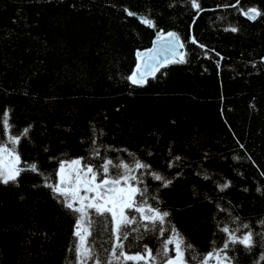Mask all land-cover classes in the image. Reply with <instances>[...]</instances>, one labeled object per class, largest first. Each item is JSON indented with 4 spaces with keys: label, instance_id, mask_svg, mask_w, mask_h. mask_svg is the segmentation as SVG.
Segmentation results:
<instances>
[{
    "label": "trees",
    "instance_id": "obj_1",
    "mask_svg": "<svg viewBox=\"0 0 264 264\" xmlns=\"http://www.w3.org/2000/svg\"><path fill=\"white\" fill-rule=\"evenodd\" d=\"M198 2L204 11L193 20L185 0H0V127L3 111L9 113L0 141L11 147L8 136L31 124L30 139L16 146L20 165L36 162L47 174L57 167L49 156L85 155L93 127L102 129L98 143L112 146L102 155L131 163L133 153L172 179L159 189L151 177L144 182L185 243L205 253L213 240L220 244L224 234L215 226L229 212L257 232L264 219V15L251 20L241 12H264V0ZM159 29L178 33L189 62L170 63L143 87L132 85L126 77L136 51L150 49ZM73 223L43 177L23 172L19 185H0V264H66ZM98 227L90 225L89 241L103 238ZM127 228L129 240L139 237L131 248L125 241L131 253L146 255L148 244L155 254L164 239L136 223ZM260 251L238 252L235 264H254ZM185 259L191 264L188 251Z\"/></svg>",
    "mask_w": 264,
    "mask_h": 264
},
{
    "label": "snow or ice",
    "instance_id": "obj_2",
    "mask_svg": "<svg viewBox=\"0 0 264 264\" xmlns=\"http://www.w3.org/2000/svg\"><path fill=\"white\" fill-rule=\"evenodd\" d=\"M185 2L190 10H195L193 20L200 11H204L198 0H185ZM236 3L238 4L239 0H236ZM172 6L169 4V7ZM216 7H231V5ZM124 11L129 16L138 15L128 11L127 8ZM241 12L251 20L264 15V12L256 7H250L247 11L241 9ZM139 19L150 28L157 27L154 18L140 16ZM230 30L236 32L237 28L231 27ZM189 39L194 44L198 43L193 36H189ZM199 47L203 49L206 46L199 44ZM184 48V42L178 33L159 29L152 48L144 50L143 56L140 50L136 51L138 62L135 70L126 77L127 81L132 85L143 87L147 83V77H155V72L161 65L188 63ZM261 59L264 60V57ZM2 115L5 119L0 127V136L9 128L8 110L5 109ZM31 128L32 125L29 124L23 128L22 133L9 135L7 140L11 147L0 141V185H19L21 174L26 171L43 177V187L49 189L51 197L73 218L74 240L71 246L73 259L66 258V264H125L128 261L133 264L145 261L147 264L148 260H151L152 264H157V261L159 264H189V260L185 259L186 251L189 253L191 264H209V261L213 264H235L238 252H251L264 247V219L256 222L261 227V231L257 232L254 225L250 226L231 212L224 220H217L215 227L224 234L219 245L213 240L210 250L200 253L191 243H185V238L169 219L170 212L158 206L159 196L151 192V186L144 182L146 177H151L159 182L156 185L159 189L167 188L172 183V179L158 173L151 164L135 159L133 153H128L133 157L131 163L119 157L114 163L113 159L102 155L101 148L112 147L98 143V138L104 135L102 129L97 130L93 127L85 155L74 158H67V154H62L61 157L49 156V160L57 162V167L51 173L46 174L41 171L36 162H25L21 166V157L16 146L22 139H30L28 133ZM123 151L128 152L127 149ZM96 158H99V161ZM174 159L179 161L181 157L175 156ZM168 167H171L170 162ZM180 174L179 171L174 173L175 176ZM230 183L226 181L218 184L217 187L223 191ZM256 191H261L260 187H257ZM215 207L221 212L224 211L220 204H216ZM93 223L102 226L97 229L98 235L103 237L99 241L95 237L91 241L88 240L92 235L90 225ZM134 223L146 231L164 237L155 254L148 244L143 245L146 255L139 251L135 253L125 251V241H128L127 247L131 248L139 238L133 237L129 240L127 226ZM131 231L137 232L138 229L133 228ZM170 245L174 246L175 255H169ZM260 259H264V251H260L259 259L255 260L254 264H259Z\"/></svg>",
    "mask_w": 264,
    "mask_h": 264
},
{
    "label": "water",
    "instance_id": "obj_3",
    "mask_svg": "<svg viewBox=\"0 0 264 264\" xmlns=\"http://www.w3.org/2000/svg\"><path fill=\"white\" fill-rule=\"evenodd\" d=\"M156 40V39H155ZM155 40H154V42H155ZM154 42H153V45L151 46V48L154 46ZM184 51H185V48H184ZM145 53H144V51H141V55L143 56ZM138 61H137V57H136V63H137ZM170 64V63H169ZM166 65H168V64H166ZM166 65H161L159 68H158V70L155 72V76L157 75V73L164 67V66H166ZM134 70H135V67H134ZM133 70V71H134ZM153 76H148L147 77V81L150 79V78H152Z\"/></svg>",
    "mask_w": 264,
    "mask_h": 264
}]
</instances>
